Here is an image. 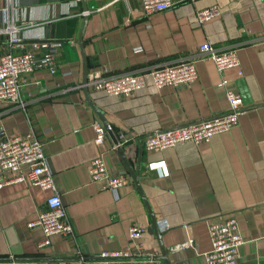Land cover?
I'll return each instance as SVG.
<instances>
[{
  "label": "crops",
  "instance_id": "1",
  "mask_svg": "<svg viewBox=\"0 0 264 264\" xmlns=\"http://www.w3.org/2000/svg\"><path fill=\"white\" fill-rule=\"evenodd\" d=\"M87 3L83 39L88 76L146 71L195 59L198 77L187 85L157 87L148 76L147 85L129 96L89 85L91 100L112 125L104 142L97 143L93 123H105L85 94L79 43L83 0H0V57L7 51H24L35 41H64L55 73L39 68L23 78L24 106L0 100V126L11 135L33 131L46 143L49 165L75 228L74 237L55 233L49 244L40 246L43 227L29 223L38 218L49 191L28 181L3 185L0 256H62L59 264H103L95 260L103 250L130 244L133 222L145 228L144 255L162 252L142 192L109 132L113 130L118 139L121 131L129 137L120 145L135 168L139 140L143 143L140 183L172 264H208L209 223L226 215L236 216L245 239L237 264H264V48L255 43L264 37V0H174L171 7L151 15L143 14L141 0ZM215 4L220 14L201 21L198 9ZM10 20L18 30L3 29ZM206 40L221 48L236 47L240 65L219 70L201 54L200 44ZM223 78L227 81L220 85ZM227 90L243 96L237 125L200 143L146 148L143 137L148 132L227 111ZM99 155L110 168L131 177L118 196L91 179V160ZM159 158L167 160L168 175L147 167ZM190 238L191 244L181 245ZM80 255L93 258H76ZM111 264L167 262L153 256L115 257Z\"/></svg>",
  "mask_w": 264,
  "mask_h": 264
},
{
  "label": "built area",
  "instance_id": "2",
  "mask_svg": "<svg viewBox=\"0 0 264 264\" xmlns=\"http://www.w3.org/2000/svg\"><path fill=\"white\" fill-rule=\"evenodd\" d=\"M8 1L13 2V0ZM141 3L143 14L151 15L171 7L174 0H141ZM220 12V8L215 4L198 9L197 15L203 21L219 15ZM19 27L10 20L8 26L3 29L9 32L18 30ZM13 39H16V36H13ZM63 43L61 39L35 41L30 48L24 51L3 53L0 57V100L24 106L26 100L21 93L23 78L39 68H47L55 73L57 54ZM255 43L264 48V37L257 39ZM41 48L45 49L43 54L38 53V49ZM200 51L202 55L211 58L219 70L240 65L236 47L221 48L210 40H206L200 44ZM148 76L152 78L157 87L187 85L198 77L196 60L185 59L146 71L132 70L109 75L92 72L88 76V83L109 94L129 96L133 91L147 85ZM226 81L227 79L223 78L219 84L223 85ZM227 97L230 107L225 112L148 132L143 137L146 148L160 150L186 141L200 143L209 140L216 133L229 130L237 125L243 112V96L239 91L227 90ZM93 125L96 132L95 141L101 144L105 140L107 131L112 129V125L109 123L105 125L99 121H95ZM119 136V144H124L129 139L124 131H121ZM147 167L156 170L160 175L169 174V166L165 158L151 160ZM90 175L93 181L99 182L102 188L111 190L116 196L119 195L121 186L131 181L126 171L110 168L102 155L91 160ZM25 181L49 191L38 218L29 223L43 227L45 237L39 245L49 244L51 235L55 233L74 237L75 228L67 215L55 181V174L49 165L46 143L39 139L33 131L23 135H11L4 126H0V187ZM209 230L212 247L205 253L208 264H237L241 256L240 247L245 239L236 216L226 215L211 221ZM144 232L145 228L142 224L133 222L129 228L130 244L125 249L103 250L95 260L103 264H111L114 257L145 254ZM192 242L193 239L190 238L181 245H189ZM81 260L85 259L81 258Z\"/></svg>",
  "mask_w": 264,
  "mask_h": 264
},
{
  "label": "water",
  "instance_id": "3",
  "mask_svg": "<svg viewBox=\"0 0 264 264\" xmlns=\"http://www.w3.org/2000/svg\"><path fill=\"white\" fill-rule=\"evenodd\" d=\"M83 9L85 11V16H84V22H83V25H82V28H81V32H80V35H79V43L81 45V48H82V52H83V55H84V63H85V67H84V88H85V94H86V98L88 99L89 103H91V105L93 106V108L95 109V111L97 112V114L99 115V117L103 120V122L105 124H108L107 123V120L105 119L104 117V111L103 109H101L100 107H98L97 105H95V103H93V101L91 100V97L89 95V90H88V87H89V83H88V63H87V58H86V54H85V51H84V39H83V34H84V29H85V26H86V23H87V20H88V17H89V14L86 13V11L89 9V6H88V3H87V0H83ZM110 134L112 135L115 143L117 144V148H118V151L120 152L121 156L123 157L125 163L127 164L133 178H134V181L136 182V184L138 185L139 189L141 190L142 192V195H143V198L145 200V203L149 209V212H150V215H151V219H152V222H153V225H154V228H155V231L157 233V237H158V240H159V244H160V247H161V253L160 254H156V255H121V256H118V257H122V258H134V257H138V258H141V257H155V258H163L165 259V261L167 262V264H172L171 263V260L169 258V255H168V252H167V248L165 247L164 243H163V240H162V232L160 230V227H159V223H158V220L155 216V213H154V210L149 202V200L147 199V197L145 196L143 190H142V187H141V183H140V175H141V172H142V166H143V151H144V147H143V143L141 141V139L139 140V152H138V164H137V167H133V164L130 160V158L128 157L127 153H126V149L124 148V146L120 145L119 144V139L118 137L116 136V134L114 133L113 130H110L109 131ZM117 257V258H118ZM64 257L62 256H0V264H28L27 261H39L38 263H32L30 262V264H59L57 262V260L59 259H63ZM76 258L78 259H81V258H93V257H85V256H77ZM115 258V257H114ZM26 260V261H24ZM44 261V263H42ZM46 262V263H45Z\"/></svg>",
  "mask_w": 264,
  "mask_h": 264
}]
</instances>
